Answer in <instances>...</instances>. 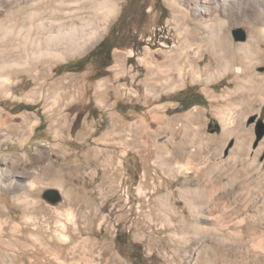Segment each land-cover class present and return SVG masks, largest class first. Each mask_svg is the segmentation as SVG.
I'll return each mask as SVG.
<instances>
[{"label": "rangeland", "instance_id": "rangeland-1", "mask_svg": "<svg viewBox=\"0 0 264 264\" xmlns=\"http://www.w3.org/2000/svg\"><path fill=\"white\" fill-rule=\"evenodd\" d=\"M26 1L0 0V20ZM115 1L100 37L60 59L15 63L0 38V264H264V0L227 19L231 45H253L220 72L195 0L141 16ZM112 25L108 66L58 71ZM186 89L205 104L171 100Z\"/></svg>", "mask_w": 264, "mask_h": 264}, {"label": "bare ground", "instance_id": "bare-ground-1", "mask_svg": "<svg viewBox=\"0 0 264 264\" xmlns=\"http://www.w3.org/2000/svg\"><path fill=\"white\" fill-rule=\"evenodd\" d=\"M241 1L244 0H195L192 7L194 16L207 13L208 16L210 14V18L214 16L213 19L204 17L205 20L203 19L204 21L200 23L201 25L203 23L207 30V43L211 45L214 53L217 52L220 56L219 72L226 69L232 61V50H240L247 54V48L253 45L252 41L245 45H231L225 29L227 19L235 9H238ZM12 5L13 8L8 13V21L4 23L0 20V38L9 47L7 58H12L11 60L15 63H18L21 55L25 56L26 61L35 59L41 62L45 58L60 59L65 53L69 54L73 50L87 47L100 37L109 17L118 10L115 0H29L23 4L16 2ZM187 28L186 31H188ZM191 37L194 38V36ZM193 38L189 40H194ZM225 47H227V52L221 50ZM180 60L181 56H176V59L170 58L167 64L180 72L183 66ZM4 66V63H0V70L5 68ZM167 70L169 71V68ZM200 130V128L196 129V133ZM189 132L190 130H187L186 133ZM207 230L214 231L212 228H207ZM87 263L94 264L93 261ZM113 264L122 263L113 258Z\"/></svg>", "mask_w": 264, "mask_h": 264}, {"label": "trees", "instance_id": "trees-1", "mask_svg": "<svg viewBox=\"0 0 264 264\" xmlns=\"http://www.w3.org/2000/svg\"><path fill=\"white\" fill-rule=\"evenodd\" d=\"M113 25L110 27L108 34L92 50H90L86 55H84L83 57H81V58H79V59H77L75 61L69 60V61H67L65 63H62V64L58 65V68H57L58 71H61L63 69L66 70V71H71V70L72 71H74V70L75 71H79V70H82V67H83L84 63L88 62L90 57H94L95 60H96L95 53L97 52V50L99 49L100 46H102L107 40H109V38H110V36H111V34L113 32ZM117 34H118V32H117ZM114 47H115V45L112 44L109 48H107L106 59L105 60H101L100 62L99 61L97 62L99 67L105 68L106 66H108L111 63V50ZM78 63H81V66L73 67L74 65H77ZM181 91L188 92L187 89L186 90H181ZM181 91L176 93L171 98V100L178 101L180 95L183 93ZM189 91H191V90H189ZM197 93L200 95L201 98L204 99L203 94L201 92H197ZM195 104H205V101H202V102L198 101ZM192 105H194V104L185 105V107L183 106L184 107L183 109L185 110V109L189 108ZM19 107H20V110H22V109H28L29 110V109L36 108V106L30 105V104H19ZM261 111L264 112V105L262 106Z\"/></svg>", "mask_w": 264, "mask_h": 264}, {"label": "flooded vegetation", "instance_id": "flooded-vegetation-1", "mask_svg": "<svg viewBox=\"0 0 264 264\" xmlns=\"http://www.w3.org/2000/svg\"><path fill=\"white\" fill-rule=\"evenodd\" d=\"M147 1L149 0H127L125 9L128 10L130 8V10H132L131 12L132 14L138 12L140 14L139 16H141V14H143L148 9L146 5ZM152 2L153 3L151 9H153V7L159 9L160 15H162L163 8L161 6V0H152ZM126 10L124 12H126ZM124 27L126 26L124 25L122 29H124ZM115 35H117L115 38L113 37V39L107 40L102 46L99 47V49L95 53L97 61L100 62L101 60H105L107 54V48H109L112 44L116 46L115 42L117 41V37H119V34H115ZM197 98H200V95L197 92L188 91L180 95L178 102L181 104V106H185L189 104L195 105V103L198 102Z\"/></svg>", "mask_w": 264, "mask_h": 264}, {"label": "water", "instance_id": "water-1", "mask_svg": "<svg viewBox=\"0 0 264 264\" xmlns=\"http://www.w3.org/2000/svg\"><path fill=\"white\" fill-rule=\"evenodd\" d=\"M233 38L236 41H243L246 38V31L242 27H236L232 30ZM102 37L99 42L103 39ZM98 42V43H99ZM211 123L208 124L210 126ZM213 127L215 129H218L220 126L218 123H214ZM264 135V122L259 121L257 124V129H256V136L257 139H260ZM42 197L46 199L48 202L51 204H55L61 200V195L59 191L56 188H47L42 192Z\"/></svg>", "mask_w": 264, "mask_h": 264}, {"label": "crops", "instance_id": "crops-1", "mask_svg": "<svg viewBox=\"0 0 264 264\" xmlns=\"http://www.w3.org/2000/svg\"><path fill=\"white\" fill-rule=\"evenodd\" d=\"M264 105V104H263Z\"/></svg>", "mask_w": 264, "mask_h": 264}]
</instances>
